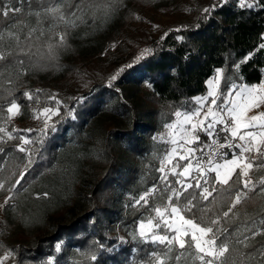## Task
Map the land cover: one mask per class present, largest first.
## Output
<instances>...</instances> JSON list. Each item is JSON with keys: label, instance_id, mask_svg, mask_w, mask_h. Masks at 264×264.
Returning <instances> with one entry per match:
<instances>
[{"label": "trees", "instance_id": "trees-1", "mask_svg": "<svg viewBox=\"0 0 264 264\" xmlns=\"http://www.w3.org/2000/svg\"><path fill=\"white\" fill-rule=\"evenodd\" d=\"M156 1L113 0V12L126 6L125 11L131 15L139 6H153ZM199 2H192V19L149 40L145 48L120 49L106 71L107 78L91 83L79 95L54 93L49 88L60 71H63V79H68L79 67L73 58L78 56V49L70 32L67 47L58 50L56 59L39 61L16 81L13 95L18 98L26 117L33 115L30 103L37 107L49 105L53 114L52 120L27 134L28 144L21 142V131L15 134L13 141L0 142L4 150L0 158L8 162L0 172V180L12 187V195L35 181H48L56 191L66 193L63 204L74 214L69 221L54 222L49 232L34 236L33 240L18 238L7 243L6 238L13 237L15 224L3 217L0 251L7 248L13 254V264H49L50 261L52 264H147L152 250H163V245H153L135 235L138 220L142 216L152 217L151 209L163 206L170 194L165 181L161 180L158 161L151 157L152 150L160 145L154 132L174 119L175 111L196 107L195 97L206 91V80L217 68L222 70L217 102L228 85L259 82L264 72V48H260L264 43V0H255L256 6L250 9L239 7L237 0ZM0 6H19V3L18 0H0ZM206 9L209 11L205 12ZM27 11L25 2L21 13L10 14L7 20L0 18V26L16 18L25 19ZM113 76L116 79L113 80ZM141 84H145L146 89L139 100L130 99L129 88ZM25 91L33 94L31 101L22 95ZM0 94H4L2 88ZM0 105H4L3 100ZM103 110L119 115L126 122L104 128L94 144L95 151L85 166L90 188L83 192L79 190V177L69 169L59 170L58 148L72 141L80 142L85 122ZM5 122L12 124L6 110L0 111V125ZM220 127L217 125V131ZM224 135L220 132L219 138L223 139ZM204 143L207 142H201V146ZM18 144L26 151L20 152ZM22 168L23 179L17 185ZM209 175L214 177L213 173ZM177 179L168 175L171 187H179ZM252 179L260 180L257 174L252 175ZM149 187L155 190L148 195L147 205L118 202L122 194L128 192L137 196ZM235 187L237 185H233V190ZM192 191L194 189H189ZM248 197L237 206L240 220L258 221L264 217V194L260 192L259 183ZM183 199L181 197V206ZM230 203L229 199L218 197L211 207L214 213L222 214ZM184 215L195 218L200 213L193 209ZM118 230L124 235L123 240L110 234ZM256 240L264 242V236ZM93 255L95 260L91 258ZM251 264L264 262L256 256Z\"/></svg>", "mask_w": 264, "mask_h": 264}, {"label": "snow or ice", "instance_id": "snow-or-ice-1", "mask_svg": "<svg viewBox=\"0 0 264 264\" xmlns=\"http://www.w3.org/2000/svg\"><path fill=\"white\" fill-rule=\"evenodd\" d=\"M25 2L28 5L25 19L16 18L0 26V88L4 93L0 94V100L4 101L0 111L6 110L8 114H19L21 108L13 95L20 77L41 60L56 59L58 50L67 47L68 33L86 23V18H107L114 11L113 0H18L19 6H0V18L7 20L10 14L21 13ZM237 4L249 9L256 6L255 0L252 3L237 0ZM260 48H264V43ZM22 95L29 101L33 99L29 91ZM8 96L12 98L7 99ZM209 96L211 106L206 111H203L204 98H199L195 109L174 112L182 124L165 125L169 130L166 142L174 147L165 153L158 171L170 194L163 207L151 209L154 216L140 222L138 233L148 243L163 245V250H152L147 264H188L189 260L198 264H251L256 256L264 262V242L256 240L264 235V217L258 221H241L237 210L249 198L248 193L256 190L257 183L264 194V177L257 182L250 175L254 168H264V84H230L221 93L220 103L215 94L209 93ZM202 111L203 118H200ZM217 125L221 126L219 131ZM2 131L5 130L0 128ZM220 132L225 133L223 142L219 139ZM201 133L210 138L202 146ZM177 135L180 139H175ZM21 139L24 144L29 143ZM225 149L231 150L230 158ZM18 150L26 151L23 146ZM174 158L187 163L181 168L179 163H173ZM7 163L0 158V172ZM166 165H171L170 172L165 171ZM178 168L181 170L177 171ZM168 175L178 177L179 187H171ZM21 179L23 174L16 180L17 185ZM233 185H237L234 190ZM3 188L4 183L0 182V189ZM150 194L140 196L135 205L141 202L147 205ZM218 197L231 201L222 214L214 213L211 207ZM193 209L200 213L199 217L184 215ZM91 258L96 259L94 255Z\"/></svg>", "mask_w": 264, "mask_h": 264}, {"label": "rangeland", "instance_id": "rangeland-1", "mask_svg": "<svg viewBox=\"0 0 264 264\" xmlns=\"http://www.w3.org/2000/svg\"><path fill=\"white\" fill-rule=\"evenodd\" d=\"M194 1L198 0H157L153 6L146 4L139 6L131 15L125 11L126 6H124L118 11L112 12L107 18L96 20L86 18V23H82L70 31L71 40L78 49V56L73 57L78 62V69L68 79H63V71H60L54 81L49 84V88L54 93L64 95L81 94L91 83L107 78L106 71L112 65L114 56L120 49L124 47L143 49L149 40L158 37L183 21L192 19L194 13L191 12V8ZM199 1V3H206L208 0ZM115 32L117 33L112 39ZM145 89V84L135 88L130 87V99L139 100ZM45 108L51 111L45 113L43 111ZM30 112L33 113L30 117H26L21 108L19 114L7 113L12 124L9 125L8 122H5L0 125V128L5 130L0 132V142L2 140L13 141L15 134L20 131L23 132L20 133L21 137L28 140L29 132L52 120L53 110L49 105L37 107L35 103H30ZM37 116L39 118H36ZM125 122L119 115L103 110L85 122L80 142L72 141L68 146H59L57 166L59 170L61 168L64 171L69 169L73 175L80 178V191L84 192L90 188V176L85 172V166L95 151L94 144L99 141L104 128L125 124ZM159 129L154 132V137L160 145L152 150L151 157L158 161L160 168L161 161L165 159L166 147L164 144L166 143L160 141ZM21 142H23L22 139ZM18 146L20 145L18 144ZM173 163H178V161L174 159ZM23 166L24 164H22ZM170 170L171 165H166L165 171L170 172ZM23 171L22 168L21 174ZM254 174H257L259 178L264 177V168H254L250 172L251 177ZM0 182L4 183V188L0 189V220L6 217L13 226L15 224L13 237L6 238V243L14 242L18 238L24 241L33 240L34 236L49 232L50 225L54 222L69 221L74 214V211L67 210L63 204L66 193L62 194L61 191H56L48 181L40 180L26 185L17 195H12V187L9 184L1 180ZM152 190L153 187L143 189L137 196L128 192L122 195L120 193L118 202L122 204L135 203L136 199L145 193H151ZM9 197L11 199H7ZM148 218L150 217L142 216L138 220L135 230L137 237L139 236L140 222L147 221ZM110 234L116 235L122 240L125 238L119 230L110 232ZM5 242L2 244L5 245ZM9 253L10 255H6ZM0 264H13V254L7 248L0 251ZM188 264H198V262L189 260Z\"/></svg>", "mask_w": 264, "mask_h": 264}, {"label": "crops", "instance_id": "crops-1", "mask_svg": "<svg viewBox=\"0 0 264 264\" xmlns=\"http://www.w3.org/2000/svg\"><path fill=\"white\" fill-rule=\"evenodd\" d=\"M263 37H264V31L262 33ZM221 73H222V70L220 68H217L216 71L214 72V74L212 76H210L207 80H206V91L204 93H202L201 95H197L195 98H196V101L197 99L199 98H204V101H205V107L203 109V111H206L207 110V107L208 106H211L210 105V100H211V97L209 96V93H213L216 95L217 97V89H218V85H219V81H220V78H221ZM241 83H238V84H235V85H239ZM243 84H247L249 86L251 85H259V84H264V72H263V76H262V80H260L259 82H255V83H243ZM217 103H220V102H217ZM196 107H197V104H196ZM195 107V108H196ZM214 107V106H213ZM194 108V109H195ZM203 111L201 113V117L200 118H203ZM170 122H173V123H183V121H179L177 120L175 117L174 119H172ZM168 122V123H170ZM168 123L164 124L158 131V135H159V138H160V141H164L166 144H164V146L166 147L165 150L166 152H169L171 150L172 147H174V145H172L171 143L169 142H166L168 141V138H169V130L166 129L165 125H167ZM156 135V134H155ZM201 136V142H208L210 140V138L208 136H206L204 133H201L200 134ZM175 139H180L179 135H177L175 137ZM191 146V145H190ZM231 157V153L229 155V158ZM176 161H178L179 164H182L181 165V168L184 164L187 163V161H182V160H178V158H174ZM181 170L180 168H178V171ZM214 174V173H213ZM215 175V174H214ZM180 179H183V178H180Z\"/></svg>", "mask_w": 264, "mask_h": 264}, {"label": "built area", "instance_id": "built-area-1", "mask_svg": "<svg viewBox=\"0 0 264 264\" xmlns=\"http://www.w3.org/2000/svg\"><path fill=\"white\" fill-rule=\"evenodd\" d=\"M219 139H220L221 142H223V139H221V138H219ZM209 141H210V140H209ZM209 141H208V142H209ZM208 142H207V143H208ZM224 151H227L229 154L231 153V150H228V149H225ZM197 155H198V154H197Z\"/></svg>", "mask_w": 264, "mask_h": 264}]
</instances>
